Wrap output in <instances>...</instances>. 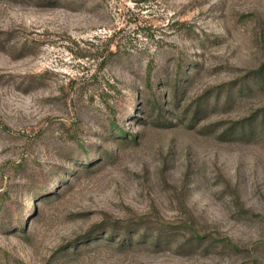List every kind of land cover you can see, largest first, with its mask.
I'll return each instance as SVG.
<instances>
[{
    "label": "rangeland",
    "instance_id": "obj_1",
    "mask_svg": "<svg viewBox=\"0 0 264 264\" xmlns=\"http://www.w3.org/2000/svg\"><path fill=\"white\" fill-rule=\"evenodd\" d=\"M0 264H264V0H0Z\"/></svg>",
    "mask_w": 264,
    "mask_h": 264
},
{
    "label": "trees",
    "instance_id": "obj_2",
    "mask_svg": "<svg viewBox=\"0 0 264 264\" xmlns=\"http://www.w3.org/2000/svg\"><path fill=\"white\" fill-rule=\"evenodd\" d=\"M178 92H179V88L176 86V89L174 90L175 97H177Z\"/></svg>",
    "mask_w": 264,
    "mask_h": 264
}]
</instances>
